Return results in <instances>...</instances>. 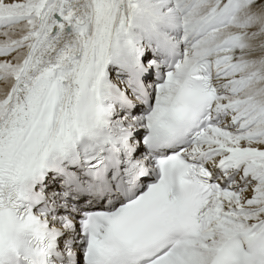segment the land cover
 I'll list each match as a JSON object with an SVG mask.
<instances>
[{
    "label": "snow or ice",
    "instance_id": "6c2138e0",
    "mask_svg": "<svg viewBox=\"0 0 264 264\" xmlns=\"http://www.w3.org/2000/svg\"><path fill=\"white\" fill-rule=\"evenodd\" d=\"M0 264H264V0H0Z\"/></svg>",
    "mask_w": 264,
    "mask_h": 264
}]
</instances>
